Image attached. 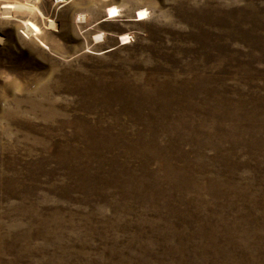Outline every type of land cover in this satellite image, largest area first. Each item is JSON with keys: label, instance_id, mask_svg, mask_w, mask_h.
<instances>
[{"label": "rangeland", "instance_id": "374dc122", "mask_svg": "<svg viewBox=\"0 0 264 264\" xmlns=\"http://www.w3.org/2000/svg\"><path fill=\"white\" fill-rule=\"evenodd\" d=\"M0 264H264V0H0Z\"/></svg>", "mask_w": 264, "mask_h": 264}]
</instances>
